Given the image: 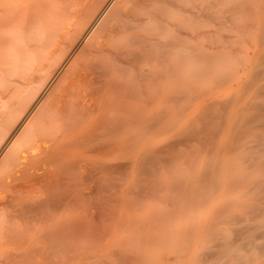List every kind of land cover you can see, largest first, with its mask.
I'll use <instances>...</instances> for the list:
<instances>
[{
  "label": "bare ground",
  "instance_id": "6f19581e",
  "mask_svg": "<svg viewBox=\"0 0 264 264\" xmlns=\"http://www.w3.org/2000/svg\"><path fill=\"white\" fill-rule=\"evenodd\" d=\"M254 1L0 0V264L64 258L177 84Z\"/></svg>",
  "mask_w": 264,
  "mask_h": 264
},
{
  "label": "rangeland",
  "instance_id": "374dc122",
  "mask_svg": "<svg viewBox=\"0 0 264 264\" xmlns=\"http://www.w3.org/2000/svg\"><path fill=\"white\" fill-rule=\"evenodd\" d=\"M246 4L49 264H264V2Z\"/></svg>",
  "mask_w": 264,
  "mask_h": 264
}]
</instances>
